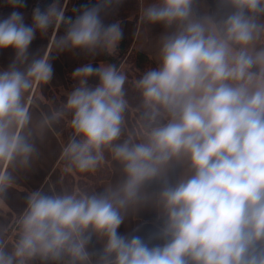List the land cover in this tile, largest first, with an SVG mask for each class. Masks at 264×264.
<instances>
[{"label":"clouds","instance_id":"clouds-1","mask_svg":"<svg viewBox=\"0 0 264 264\" xmlns=\"http://www.w3.org/2000/svg\"><path fill=\"white\" fill-rule=\"evenodd\" d=\"M122 3L95 0L72 17L53 0L30 24L20 11L0 19V50L14 52L0 68V209L39 158L37 140L61 121L67 171L92 175L108 158L119 169L101 192H27L12 226H0V264H264V0H216L212 13L199 0H139L140 31L164 28L155 67L130 78L121 63L84 64L59 106L34 118L55 55L117 54L121 22L103 15ZM37 33L49 43L32 53ZM146 210L157 220L147 238L139 224L118 231Z\"/></svg>","mask_w":264,"mask_h":264},{"label":"crops","instance_id":"crops-1","mask_svg":"<svg viewBox=\"0 0 264 264\" xmlns=\"http://www.w3.org/2000/svg\"><path fill=\"white\" fill-rule=\"evenodd\" d=\"M69 1L70 0H60L62 5L66 3V7L68 6ZM134 2L136 1L134 0L133 4L130 5H119L114 10L110 11L106 15H103L104 22L105 24H110L120 21L124 32V37L120 42L123 43V49L128 51V53L132 51L145 52L155 62V38L164 31V28L162 25H153L150 27L149 34L147 35L140 31L138 25L139 8H136L134 12ZM148 2H151V0H148ZM125 6L129 7H127V9H123ZM215 8L216 0H199V10L202 13H212L215 11ZM132 11L134 17L130 15ZM48 43L49 40L48 37H46L42 49H45ZM0 51V68H6L11 62L14 52L12 49ZM104 55L105 54H100L99 57L85 61L78 67L89 62H91L94 66H98L100 62L110 63L108 60L104 59ZM102 58L103 60H101ZM63 61L62 54L55 55L52 60L54 69L53 80L50 85L45 86L41 90L40 96L37 97V107L34 111V118L37 120L43 113H48L52 109L51 103H48L47 101V94L52 92V89L60 88L62 96L65 97L66 91L71 90L76 83L73 78L68 77L67 79L65 75L66 64H64L65 62L63 63ZM96 82L97 81L95 79L90 80V83L92 84H95ZM42 98L44 99L42 100ZM58 133L57 124H55L46 132L42 142L37 140L40 156L35 161L32 169L27 173H21L18 176L16 185L9 190L7 205L6 207L0 209V226H12V221L15 215L24 207V196L27 192L38 189L48 191L49 189H55L58 184L60 185L61 170L58 166L61 163V147L63 143L60 140ZM110 168L112 172L110 178L101 182L102 191L106 183L115 181L119 175L118 166L112 161H110ZM156 223V214L151 210H146L139 214L138 220H129L125 224H122L118 231L121 234L132 233L139 224L140 230L135 234L147 238L154 230ZM97 247H99V245H97Z\"/></svg>","mask_w":264,"mask_h":264},{"label":"trees","instance_id":"trees-1","mask_svg":"<svg viewBox=\"0 0 264 264\" xmlns=\"http://www.w3.org/2000/svg\"><path fill=\"white\" fill-rule=\"evenodd\" d=\"M123 57L125 58L129 57L131 60L132 70L129 71L130 78H135L136 76L141 74L144 70H146L148 67H155V62L149 57L148 54L142 51H132L128 53V51L123 49V43L119 44L118 51L115 56H109L107 54L104 55L105 60H108L110 63H114L117 66H119ZM63 98L61 100H64ZM128 100H129L130 105L133 108H135L139 104V95L134 90V88H132L131 84H129L128 86ZM54 104L57 107L59 106L60 103H54ZM52 107H53V104H52ZM59 125H60V128H59L60 131L58 130L59 131L58 134H59L60 140L64 144L70 134V131L67 132L66 129H64L63 127L61 128V125L62 126L64 125L62 121L58 123V127ZM128 130L130 132L138 131V114L135 112H132L128 116ZM110 161H111L110 158H108L107 162L100 168V170L97 173L92 174V175H86L89 177L86 179H82V181L80 180L79 177H77V179L79 180L75 181L73 176L74 175L79 176V175L73 172H69L66 170V168H64L66 172L72 175V177L70 176L71 180L67 178V176L66 178L64 177L63 183L60 184V186H57L56 190L59 191L62 186H64L65 188H72L74 186H79L82 188L94 189L97 192H101L102 191L101 182L109 179L112 173L111 168H110ZM83 178H85L84 175H83Z\"/></svg>","mask_w":264,"mask_h":264},{"label":"rangeland","instance_id":"rangeland-1","mask_svg":"<svg viewBox=\"0 0 264 264\" xmlns=\"http://www.w3.org/2000/svg\"><path fill=\"white\" fill-rule=\"evenodd\" d=\"M77 1L78 0H70L69 3H68V6L66 8L69 9V7L70 8L73 7ZM133 1L134 0H123V3L121 5L122 6L123 5H126V4L130 5V4H133ZM135 1H136V2H134L135 3V7L133 9L134 12H135V9L136 8H139V0H135ZM23 3H24V7L14 9V8H12L8 4L7 0H0V19H1V14H3V13L5 15H9L12 11H20V12L24 13V15H25L24 17L25 18H28V20H29L31 18V16H32V13H30V11H29L31 9L30 8V3L29 2H26L24 0H23ZM127 7H129V6H125L123 9H127ZM1 8L2 9L5 8L6 11L5 12H2L1 11ZM130 15L134 17L133 11H132V13H130ZM2 17H4V15ZM63 33H64V28L61 27V29L59 31V34L62 35ZM45 39H46V37H42L40 35V33H37L36 39L33 41L32 45L30 46V51L32 53H36L39 50H42V48L44 46V43H45ZM61 54H62V58L64 60L63 63L65 62L64 64H66L65 75H66L67 79H68V77L72 78V73L74 72L75 68H77L80 64L84 63L85 61H88V60L93 59V57H91V56H89V55H87L85 53L83 54V52H81L80 50H76L75 52H64V53H61ZM99 56L100 55H97L94 58H97ZM0 57H1V51H0ZM101 60H103V58ZM121 64L128 70V72L130 70H132V67H131L132 64H131V60H130L129 57L128 58L123 57L122 58V61H121ZM40 93H41V90H38L36 92V94H35L36 95V98L40 96ZM47 98H48L47 99L48 103H51V106L53 104L52 109L55 108L56 106H55L54 103H61L63 101V100H61L63 98V96L61 94L60 88H54V89H52V92H50L49 94H47ZM43 99L44 98H42V100ZM62 123H64V125L63 126L61 125V128L63 127L64 129H66L67 132H69L70 129H68V127L66 126V123L64 121H62ZM57 128L59 130L60 125L58 127V124H57ZM60 162L61 163H60V165L58 167L61 170V176H60L61 183L60 184H62L64 177L66 178V176H67V178H69L71 180L72 175H70V173H68V172L65 171V169H64L65 168V165H64V162L62 161V159L60 160ZM73 177H74L75 181L79 180V179H77V177H79L80 180L82 181V179H86L89 176H85V178H83V175H79V176H75L74 175ZM58 186H60V185L58 184ZM62 188H65V187L62 186L61 189ZM55 190H56V188H55Z\"/></svg>","mask_w":264,"mask_h":264},{"label":"flooded vegetation","instance_id":"flooded-vegetation-1","mask_svg":"<svg viewBox=\"0 0 264 264\" xmlns=\"http://www.w3.org/2000/svg\"><path fill=\"white\" fill-rule=\"evenodd\" d=\"M24 1L30 3V8H31L29 10L30 13H32L31 11L37 6H39V7H41L43 9V8H46L49 4H51L53 2V0H24ZM94 3H95V0H78L73 7H71V8L69 7V9L67 8L66 15L75 17V15L77 14L76 11H74L75 9H79L85 4L91 5V4H94ZM1 11L5 12L6 9L5 8H3V9L1 8ZM3 15H4V17H2ZM7 16L8 15H5L4 13L1 14L2 19L6 18ZM30 20H31V18L29 20H28V18H25V22L28 23V24L31 23Z\"/></svg>","mask_w":264,"mask_h":264}]
</instances>
